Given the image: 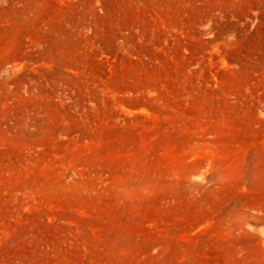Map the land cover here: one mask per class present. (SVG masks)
<instances>
[{
	"label": "rangeland",
	"instance_id": "obj_1",
	"mask_svg": "<svg viewBox=\"0 0 264 264\" xmlns=\"http://www.w3.org/2000/svg\"><path fill=\"white\" fill-rule=\"evenodd\" d=\"M0 264H264V0H0Z\"/></svg>",
	"mask_w": 264,
	"mask_h": 264
}]
</instances>
